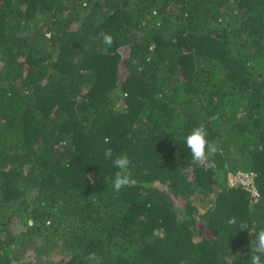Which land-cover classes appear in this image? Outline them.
<instances>
[{"label": "trees", "instance_id": "trees-1", "mask_svg": "<svg viewBox=\"0 0 264 264\" xmlns=\"http://www.w3.org/2000/svg\"><path fill=\"white\" fill-rule=\"evenodd\" d=\"M261 228L264 0H0V264H251Z\"/></svg>", "mask_w": 264, "mask_h": 264}, {"label": "clouds", "instance_id": "clouds-1", "mask_svg": "<svg viewBox=\"0 0 264 264\" xmlns=\"http://www.w3.org/2000/svg\"><path fill=\"white\" fill-rule=\"evenodd\" d=\"M100 37L103 44L108 48L112 47L114 37L111 34L102 32L100 33ZM185 143L191 151L193 165L203 166L218 152L217 145L208 139L207 129L203 125L193 128L190 134L185 137ZM104 157L106 160H110L113 168L116 169L114 176L108 178L112 183L114 191L118 193L123 188H130L137 184V181L129 171L131 162L126 154L114 155L113 149L107 148L104 151ZM227 223L229 226H234L237 220L233 217ZM239 229L249 231V224L246 221H241ZM262 257H264V228L255 233V237L251 242V264H264ZM90 258L94 259L95 254L93 253ZM181 264H188V261L182 260Z\"/></svg>", "mask_w": 264, "mask_h": 264}, {"label": "built area", "instance_id": "built-area-1", "mask_svg": "<svg viewBox=\"0 0 264 264\" xmlns=\"http://www.w3.org/2000/svg\"><path fill=\"white\" fill-rule=\"evenodd\" d=\"M233 175V176H231ZM254 182V174L253 173H245V172H238L237 174H230L229 175V183L230 185H237L242 184L247 188L253 187Z\"/></svg>", "mask_w": 264, "mask_h": 264}, {"label": "rangeland", "instance_id": "rangeland-1", "mask_svg": "<svg viewBox=\"0 0 264 264\" xmlns=\"http://www.w3.org/2000/svg\"><path fill=\"white\" fill-rule=\"evenodd\" d=\"M233 176V175H231ZM57 260L61 261V259H63V256L62 254H59V253H53L52 254ZM33 257H35V253L32 254Z\"/></svg>", "mask_w": 264, "mask_h": 264}]
</instances>
